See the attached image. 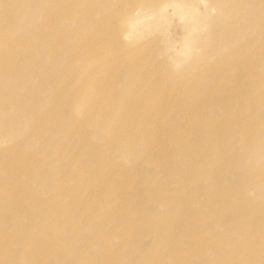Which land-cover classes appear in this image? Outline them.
Listing matches in <instances>:
<instances>
[{"label": "rangeland", "instance_id": "374dc122", "mask_svg": "<svg viewBox=\"0 0 264 264\" xmlns=\"http://www.w3.org/2000/svg\"><path fill=\"white\" fill-rule=\"evenodd\" d=\"M136 2L0 0L3 64L8 72L22 67L18 72L25 73L17 87L16 79L13 83L0 75V161L9 163L15 174L10 182L9 169L0 165V192L10 190L0 196V217L10 215L0 224V236L8 235L0 244V264L251 262L241 254L231 255L225 263L221 259L226 253L214 259L200 255L201 239L212 242L223 230L192 221L213 216L214 210L222 215L235 211V200L218 195L235 184L248 186L243 189L247 201L264 206V188L243 182V175L229 171L227 162L207 155L204 148H214V141L202 137L204 128L213 129L214 120L229 124L231 132L237 118L253 128L250 133L238 126L251 138L250 144L252 138L264 136V96L260 90L250 91L248 81L235 80L231 69L254 23L237 22V17H229L227 5L221 11L210 0H146L140 20L129 25L122 9ZM251 51L249 46L246 53ZM133 66V76L126 77ZM22 87L29 88L30 95L21 93ZM96 88L102 94L98 102ZM124 103L129 104L128 113L120 127L131 126L126 131L135 132L146 123L153 129L149 142L157 138L153 150L135 161L115 150L113 140L108 147L111 135L95 125L98 108L108 105L111 112L102 114L113 118ZM18 108L32 110V128L11 122ZM11 124L14 129L9 130ZM194 132L200 137L197 152L176 147L183 144L173 138L188 140ZM228 137L221 153L244 155L240 141ZM147 142V136L139 134L124 149L131 153ZM226 147L228 153L223 151ZM181 157L194 166L187 175L178 162ZM28 170L46 172L42 188L27 180ZM215 170L223 176L228 173L226 179L211 190L209 182H199L201 190L215 195L212 208L200 206L192 198L198 190L195 182L200 174L211 176ZM56 183L60 194L47 193ZM55 203L59 206L52 213L45 211ZM27 216H32L30 222ZM153 228L159 234L153 236ZM53 233L58 238L45 242ZM18 240L19 245L11 244ZM255 240L261 244L260 238ZM41 248L32 253L33 262L23 254ZM148 248L163 258L144 254ZM255 257L262 259L253 263L264 264V255Z\"/></svg>", "mask_w": 264, "mask_h": 264}, {"label": "bare ground", "instance_id": "6f19581e", "mask_svg": "<svg viewBox=\"0 0 264 264\" xmlns=\"http://www.w3.org/2000/svg\"><path fill=\"white\" fill-rule=\"evenodd\" d=\"M51 0H47V2H50ZM198 1V0H197ZM210 0V3L214 6H218L219 9H223L224 6H228L229 8V17H237V22L241 21L247 26H250L254 23L253 31L250 33L249 37L246 39V41L243 43L242 47L238 49L240 54L237 56V60L235 63H232L231 69L234 73V79L241 82L248 81L250 83V91H261V97L264 96V0ZM188 2V1H186ZM137 3V2H136ZM143 4L146 5V0H138V3L131 7L130 5L125 6L122 9V12L127 15V20H129V25H132L133 21L140 20L142 14H143ZM147 7V6H146ZM208 9V7H206ZM212 9V8H210ZM128 11V13L126 12ZM256 15L257 19L253 20V16ZM221 18V16L219 17ZM143 19V17H142ZM137 22V21H136ZM141 22V21H140ZM136 24V23H135ZM258 27V32H256ZM132 28V27H131ZM130 28V29H131ZM252 28V27H251ZM250 28V29H251ZM255 30V32H254ZM250 46L251 52L246 53V49ZM4 49L0 50V75L2 77H6L7 80L12 81L15 83V87L21 86L20 85V78L25 73L19 74V70L22 69V67L16 68V70L11 69V72H8V66L3 64V59H5L6 54ZM237 52V53H239ZM258 57L259 64L255 63V57ZM231 57V55H229ZM239 61V62H238ZM136 66V65H134ZM127 70L126 77L133 76V68ZM258 69V70H257ZM256 72V73H255ZM14 76H13V74ZM11 74V75H8ZM18 74V75H17ZM18 77H19V83H18ZM242 84V83H241ZM48 86V85H47ZM20 88V87H19ZM30 89L29 88H21V93H25V96L30 95L31 91L27 93ZM102 97L101 91L96 88L94 90V101L98 102ZM113 105V104H112ZM128 106L129 104L124 103L118 106L117 114L113 115V118H110L109 116H105L103 113H110V107L108 105H105L101 110L98 108V112L95 116V125L98 127L99 131L111 135L110 141L108 144V147L110 146L111 140L114 141L113 148L117 150L119 153L122 154H128L130 159H133L134 161L137 160L142 154H147L148 152L153 150V145L157 144V138L156 136L152 137V141L149 142L150 138V130L153 131V129L148 128L146 123L141 127L140 131H126L131 128V126H122L120 127L119 121L126 117V114L128 113ZM32 113V110L29 109L28 111H24L21 108L17 109V112L13 114L12 121H18V126L20 124H23V127L25 128H32L35 125V117L30 115ZM18 119V120H17ZM258 122V121H256ZM255 122V123H256ZM237 126H233L234 128L230 132V129L227 127H230L229 124L224 123L221 120H214L213 121V129L211 130V127L204 128L205 135L202 136L203 138H211L212 141H214L213 146L214 148L206 149L207 155H215L216 157H219V159L222 162H227L229 165V171H238L241 175H243V182H249V184L258 187L264 188L262 185V181H264V136L261 139H256V137L252 138V142L250 144L249 137L246 136V133L243 131H240L238 128L246 127V131L252 133L253 128L246 126V124L243 123V119L237 118L236 122ZM8 129V128H7ZM13 124H11L9 130H12ZM264 132V130H263ZM196 133V132H194ZM27 134V133H26ZM144 138L147 136L148 142L143 145L142 148L134 149L131 153L127 152L124 148H127L125 143H128L132 138L139 135ZM220 134V138H216L215 135ZM229 136V137H228ZM228 137V140L231 138L237 139L240 141L241 144V150L244 152V155H239L234 157H231L229 155H225L221 153L220 149L222 148L223 141ZM199 133H196L192 135L188 140H181L173 138V141L176 144H183L182 146H176L177 148L180 147H189L193 151L197 152L200 148V145L197 143L199 139ZM228 140L225 142L227 143ZM50 145L55 144V141H50ZM48 143V145H49ZM143 143V142H142ZM197 147V148H196ZM128 149V148H127ZM229 147H226L223 149L224 152L228 153ZM135 152H139V155H135ZM199 153H195V157L198 159H201L198 155ZM234 158V159H233ZM258 163L251 162L249 165H246V161H256L258 160ZM190 159L188 157H181L178 162L181 164L183 168H185L184 175H187L194 166L190 167L187 165L188 161ZM203 160V159H201ZM19 163L23 162L26 163L27 161L25 159L18 160ZM30 163V162H29ZM156 164H159V162H155ZM27 164V163H26ZM0 165L3 167V169H9L6 172L8 174L7 180L10 182H13L15 180V174L14 171L10 169L9 163L5 161H0ZM158 166V165H157ZM218 170H215L214 174L211 176H207V173L204 172L201 175V179L196 180V193L193 195V199L197 200L200 206H207L211 207L212 201L215 199V195L213 191L201 190L203 187H199V182L206 181L209 182L211 186L210 190L212 188L219 189L220 184L225 181L227 174L225 173V176L221 174H217ZM46 172H43L39 175L31 172L28 170L27 172V180L31 181L38 187L44 186V181L46 179ZM178 182V181H177ZM183 183V180H179L178 182ZM207 186V184L205 185ZM204 186V187H205ZM247 186V184H246ZM255 186V187H256ZM14 187V186H13ZM248 187V186H247ZM246 187V188H247ZM239 185L235 184L230 189L226 190L223 188L218 192L219 196H223L225 199L235 200L236 203L234 204L236 210L231 211L229 214L222 215L218 212V210H214L215 213L213 216H206V217H200L196 218L194 217V220L191 221L194 225H198L199 223L206 224L207 226L211 227L213 231L215 230H223V233L220 234L216 232L214 239L212 242H205L203 239H201L202 244L198 247L201 254H206L208 256V259H214L216 257H221L223 253L228 254L224 259H221L223 263L230 261L231 255L241 254L243 256V259H249L251 262L249 264H256L257 259L255 254H261L264 255V206L257 205L256 203H252L251 201H247L244 196V191ZM261 190V189H260ZM259 190V192H260ZM47 193L59 195L60 194V186L56 183L53 187L47 188ZM10 194V190L2 189L0 192V196ZM64 200V198L62 199ZM229 200H225L224 202H228ZM223 202V203H224ZM64 201H61L60 204H63ZM230 204V202L228 203ZM232 205V203H231ZM55 206H59V204L55 203L54 206H50L48 209H46V212H51L55 210ZM224 210V209H223ZM50 213V214H51ZM51 216H48L46 218H50ZM10 218V215L2 216L0 217V224L4 225L5 221H7ZM32 218V216H27L26 219L29 220ZM25 226H28L27 224ZM153 236L159 234V232L156 229H152ZM197 234V233H194ZM227 234H232V238L228 237ZM249 235L252 236V238H249ZM0 244L2 242H5L8 239L7 234H2L0 236ZM58 237L55 233H53L51 236H47L45 242H49L50 240H56ZM256 238H260L259 240L261 244H257L255 242ZM20 240L13 241L12 245H19ZM218 248H215V247ZM226 248L227 251L222 252V249ZM154 249L148 248L144 250V254H151V256L154 259H158L159 257L163 258V255L160 252H154ZM41 250L34 249L30 252H24V256L29 262H33L34 259H32L31 255L33 252H41ZM252 261L256 262L253 263Z\"/></svg>", "mask_w": 264, "mask_h": 264}]
</instances>
